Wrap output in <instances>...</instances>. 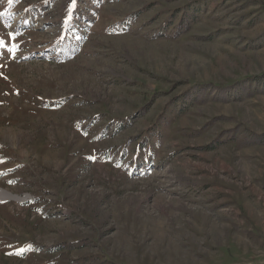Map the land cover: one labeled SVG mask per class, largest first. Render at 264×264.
I'll return each instance as SVG.
<instances>
[{
  "label": "rangeland",
  "instance_id": "1",
  "mask_svg": "<svg viewBox=\"0 0 264 264\" xmlns=\"http://www.w3.org/2000/svg\"><path fill=\"white\" fill-rule=\"evenodd\" d=\"M0 161V264H264V0H0Z\"/></svg>",
  "mask_w": 264,
  "mask_h": 264
},
{
  "label": "snow or ice",
  "instance_id": "2",
  "mask_svg": "<svg viewBox=\"0 0 264 264\" xmlns=\"http://www.w3.org/2000/svg\"><path fill=\"white\" fill-rule=\"evenodd\" d=\"M16 50H17L16 47H11V48L8 49V51H9L10 53H14ZM0 162H2V161H0ZM2 174H3V173H0V175H2Z\"/></svg>",
  "mask_w": 264,
  "mask_h": 264
},
{
  "label": "bare ground",
  "instance_id": "3",
  "mask_svg": "<svg viewBox=\"0 0 264 264\" xmlns=\"http://www.w3.org/2000/svg\"><path fill=\"white\" fill-rule=\"evenodd\" d=\"M5 198L3 195L0 194V199Z\"/></svg>",
  "mask_w": 264,
  "mask_h": 264
}]
</instances>
